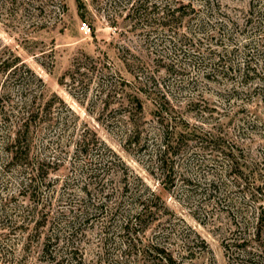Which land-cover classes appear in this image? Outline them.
Segmentation results:
<instances>
[{
	"label": "rangeland",
	"instance_id": "374dc122",
	"mask_svg": "<svg viewBox=\"0 0 264 264\" xmlns=\"http://www.w3.org/2000/svg\"><path fill=\"white\" fill-rule=\"evenodd\" d=\"M179 2L194 9L174 17ZM0 52L42 79L25 81L46 108L30 190L19 185L22 168L0 167V264H160L151 244L185 264H228L222 242L251 232L258 213L264 237V0H0ZM126 93L142 102L132 109L140 145L130 149ZM163 94L162 124L194 131L170 177L152 149V98ZM82 134L116 156L99 142L76 151ZM221 149L244 162L238 186L218 176ZM142 205L158 211L123 228ZM47 237L55 256L41 252Z\"/></svg>",
	"mask_w": 264,
	"mask_h": 264
},
{
	"label": "trees",
	"instance_id": "16d2710c",
	"mask_svg": "<svg viewBox=\"0 0 264 264\" xmlns=\"http://www.w3.org/2000/svg\"><path fill=\"white\" fill-rule=\"evenodd\" d=\"M188 7L190 10L194 8L191 3H180L174 6L172 15L174 17L181 16L180 10ZM20 63V64H18ZM23 68V69H20ZM33 77L39 83L44 86L42 79L34 74V72L20 59L18 55H6L4 52H0V131L3 126H7L0 132V167L5 169L9 164H14L22 169H19V174L22 175L19 185L24 186L30 190V186L33 185L37 176L39 177L40 170H42L41 160L38 157H31V143L32 136L38 128V123L42 122L45 114V105L39 101L37 91L28 90L29 83H26L27 77ZM14 87H16L14 89ZM18 94V99L13 100L11 94L13 92ZM155 106V115L157 117L158 124V137L153 146V152L157 159V165L163 176L170 177V171L174 167L173 155L176 153V149H181L183 145H186L185 136L188 132L186 129L179 131L174 126L176 124H162L164 119L162 118V111H167V104L169 103L165 94L157 96V99L152 98ZM126 108L125 119V137H126V149H130V144L140 145V138L142 135V125L139 121V116L132 111L137 109L139 112L142 109V102L138 95L132 93H126L124 102L121 103ZM6 123V125H4ZM193 139L189 137L187 140ZM105 145L101 140L93 134L91 139H87L86 135H83L77 140L76 151L86 146H95L96 143ZM146 143V142H145ZM144 144V143H143ZM145 145V144H144ZM143 145V146H144ZM105 147H107L105 145ZM107 149L116 154L109 148ZM221 153L227 162V166L224 170H219L218 176L225 177L228 173L232 174L234 184L238 186L240 179L242 178L243 169L240 159L231 151L221 149ZM190 156V155H189ZM34 160V161H33ZM33 161L32 169L26 170L23 166H27L28 162ZM230 175V174H229ZM20 179V178H19ZM188 180V179H187ZM33 190H31V193ZM225 196V195H223ZM254 196V195H253ZM158 198V197H157ZM226 199H224L225 201ZM153 205V204H152ZM4 205L0 204V209L4 211ZM260 207V205H259ZM166 208V207H165ZM152 206H144L137 208L127 213L123 220V228L128 229L133 224L144 221L146 217L151 214H155L156 209L152 210ZM34 210V208H33ZM130 210V209H128ZM242 223L245 217H240ZM253 222L257 223L252 226L251 232L234 233L232 237L222 242L223 249L228 258V264H240L239 260L247 261L250 264H264V237L260 235V223L263 218L260 213L253 216ZM243 228L249 226V221L245 220L242 224ZM238 228V227H237ZM195 238L199 240V243L206 248L207 252H210L208 244L200 238L199 234L195 233ZM153 251H156L160 264H185L183 257L175 256L170 250H166L164 246L150 245ZM41 252L43 255L53 253L51 250L50 238L47 237L43 241ZM55 256L54 254H50Z\"/></svg>",
	"mask_w": 264,
	"mask_h": 264
},
{
	"label": "built area",
	"instance_id": "2783aa9c",
	"mask_svg": "<svg viewBox=\"0 0 264 264\" xmlns=\"http://www.w3.org/2000/svg\"><path fill=\"white\" fill-rule=\"evenodd\" d=\"M84 27V26H83Z\"/></svg>",
	"mask_w": 264,
	"mask_h": 264
}]
</instances>
